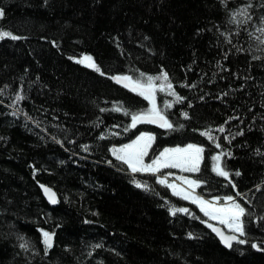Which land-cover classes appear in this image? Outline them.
Segmentation results:
<instances>
[{
    "label": "trees",
    "instance_id": "trees-1",
    "mask_svg": "<svg viewBox=\"0 0 264 264\" xmlns=\"http://www.w3.org/2000/svg\"><path fill=\"white\" fill-rule=\"evenodd\" d=\"M246 2L0 0L6 13L0 27L20 37L0 39V264H264L260 220L246 216L242 237L260 247L250 242L224 246L196 205L159 184L155 174L122 171L114 166L122 162L110 152L112 144L127 143L136 131L123 133L130 116L118 110L121 104L148 105L111 75L155 73L163 65L186 99L158 91L157 101L161 107L164 99L173 101L166 110L169 118L185 128L163 135L158 125H138L160 133L149 155L178 143H205L207 167L202 163L200 173L184 174L208 179L212 190L205 193L207 185H201L196 192L234 195L255 217H264V51L238 52L237 46L248 45L255 25L241 24L237 39V25L229 22L230 9ZM253 3L258 24L264 9L255 7L261 0ZM225 32L233 36L232 44ZM259 35L252 36V44L259 46ZM85 52L109 75L70 59ZM18 91L24 99L13 104ZM15 109L19 115H13ZM225 121L220 132L217 125ZM209 126L233 153L221 157L231 179L212 171L211 155L220 149L195 131ZM132 176L151 190L133 184ZM41 184L54 190V205ZM172 204L189 207L196 216L173 215ZM40 228L53 233L47 254ZM18 234L38 252L22 249Z\"/></svg>",
    "mask_w": 264,
    "mask_h": 264
},
{
    "label": "snow or ice",
    "instance_id": "snow-or-ice-1",
    "mask_svg": "<svg viewBox=\"0 0 264 264\" xmlns=\"http://www.w3.org/2000/svg\"><path fill=\"white\" fill-rule=\"evenodd\" d=\"M47 2V0H45ZM222 3H227V0H221ZM253 0H247L246 3L241 4L238 8L230 9L231 16L229 17L230 23H235L237 26L233 29L236 33V38H239L241 24H246L252 22L255 27L249 36V43L245 47H236L238 52H251L253 47L257 51H264V13L259 17V23L257 24L253 17L256 15L251 9L253 8ZM255 7L264 9V0H261L260 4H256ZM5 9L0 7V18L5 17ZM257 36L260 41L259 46L252 44V36ZM224 37L227 43L232 44L233 36L225 32ZM12 38L20 39L14 32L0 27V39ZM147 39V37H145ZM52 43L55 45L56 41L53 40ZM231 51V48L228 50ZM228 53H225V58ZM253 59L258 57L253 56ZM70 59L73 61H78L82 65H86L90 69H94L96 72L108 76L109 73L104 71L101 64H99L94 56L90 53L85 52L83 55H71ZM251 67V65H249ZM138 75H132L129 72H118L111 75L113 81L118 82L124 87L131 90L132 93H137L140 97H143L147 102V107L141 108H128L121 104L118 109L123 112L126 116H130V121L123 126V133H129L130 130L135 129L136 131L132 133V139H129L127 143L122 144H112L110 146V151L112 156L121 163L120 166L122 171L130 170L131 173H147L155 174V180L161 185L167 186L171 189V192L177 196L182 197L186 201H191L194 205L198 206L199 211L203 213L205 219L203 223L207 225L218 237L219 240L227 247H233V242H238L240 244L251 243L252 247H260L255 240L248 241L242 239L246 235L248 230L247 217H253L264 223V217H255L254 213L249 210L244 203L237 199L234 195H224L223 197L219 195H203L195 191L196 188L201 185H207L203 189L205 193L212 190L211 183L206 178H194L189 175H180L179 180L183 183L177 182V173L172 171L161 172V169L168 168L169 166L176 169L187 170L191 173H200L202 171V163H204L205 168L207 167L205 160V148L206 144L202 142H191L188 143H178L172 146H165L162 150H159L158 154L149 155L150 151L155 153L153 148L154 141L160 133L154 131H141L137 127L142 124H153L158 125L161 129H164L163 135H167L169 132L176 131L177 128L183 129L185 125L182 123L174 122L170 119V114L166 111L168 108L173 106V101L164 99L162 101L163 107L157 101V92L170 93L175 96L178 101H183L186 98L182 96L176 88L173 86V78L170 76L167 69L163 65L160 67V71L155 73H150L146 71L137 70ZM181 84H186V81H180ZM188 87H193L192 84H187ZM243 87V85H241ZM16 100L13 104L24 99V95L21 92L15 93ZM204 97L201 96L202 100ZM137 103H142L141 101H136ZM191 105L192 101H187ZM101 111H106V109H101ZM20 109H15L13 115H19ZM184 117H189V112L181 110ZM27 116V113H25ZM28 119H32L31 116H27ZM233 119L228 117V120ZM256 117H253L255 120ZM35 123V121H33ZM225 121L222 124L217 125L220 132L225 131ZM119 127V125H117ZM195 131L202 132L204 136L208 138L213 144L216 145L220 151H215L211 155V169L213 172L217 173L220 177H227L231 179L229 170L226 169V165L222 163L221 157L227 152L228 156L233 155L230 149H224L220 142L216 139L215 135L211 132V126L207 129H195ZM243 129H241V132ZM116 135H121V132H116ZM101 137L105 136L104 132L100 133ZM225 139L231 140V136H226ZM62 142V141H61ZM85 147H87L85 145ZM108 163L112 164V160H108ZM122 165H126L127 168H123ZM236 175H240V171L236 170ZM39 183V181H38ZM132 183L145 190H151L147 182L142 179H138L132 176ZM231 186L236 188V183L233 181ZM257 188H261V185H257ZM45 194L48 199L55 203V192L48 185L41 184ZM240 196H244V193H238ZM245 200L249 204L252 203L251 200L245 196ZM169 211L175 215L178 211L182 213H187L192 216H196L193 210L186 206H181L177 208L175 204H172ZM198 219L200 217H197ZM210 221H219V223H213ZM225 225V227H222ZM39 231L43 234V244L44 253L47 254L48 250L52 247V237L53 233L44 228H40ZM187 235L192 237L194 234L188 232ZM17 239L21 241L20 247L22 249L28 250L31 248L33 252H38L32 241L27 238L24 234H18Z\"/></svg>",
    "mask_w": 264,
    "mask_h": 264
},
{
    "label": "rangeland",
    "instance_id": "rangeland-1",
    "mask_svg": "<svg viewBox=\"0 0 264 264\" xmlns=\"http://www.w3.org/2000/svg\"><path fill=\"white\" fill-rule=\"evenodd\" d=\"M110 152H111V151H110ZM163 170H166V171H164V172L172 171V172L177 173L176 179H177V182L180 183V184H182L183 182L179 180V176H180L181 174H182V175H185L184 173H188L187 170L176 169V168L171 167V166H169L168 168H165V169H161V171H163ZM170 190H171V189H170ZM195 191H196V189H195ZM197 207H198V206H197ZM214 222H215V223H219V221H214ZM222 226H224V227L226 228L225 225H222Z\"/></svg>",
    "mask_w": 264,
    "mask_h": 264
},
{
    "label": "water",
    "instance_id": "water-1",
    "mask_svg": "<svg viewBox=\"0 0 264 264\" xmlns=\"http://www.w3.org/2000/svg\"><path fill=\"white\" fill-rule=\"evenodd\" d=\"M42 191H43V194L45 195V197L47 198V200H48V202L50 203V204H52V205H54L55 203H56V200H57V197H56V194H55V203H53L52 201H50L49 199H48V196L45 194V192H44V190H43V188H42ZM54 191V190H53ZM214 233V232H213ZM215 234V233H214ZM216 235V234H215ZM216 237L219 239V237L216 235ZM222 243V242H221ZM234 243V242H233ZM223 244V243H222ZM224 245V244H223ZM225 246V245H224Z\"/></svg>",
    "mask_w": 264,
    "mask_h": 264
}]
</instances>
